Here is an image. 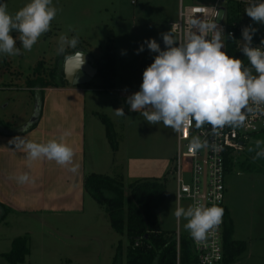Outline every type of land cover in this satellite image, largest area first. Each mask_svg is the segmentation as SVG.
<instances>
[{"label":"rangeland","instance_id":"rangeland-1","mask_svg":"<svg viewBox=\"0 0 264 264\" xmlns=\"http://www.w3.org/2000/svg\"><path fill=\"white\" fill-rule=\"evenodd\" d=\"M28 2L0 0L12 14ZM52 3L58 9L57 15L50 30L39 38L31 51L24 50L17 41L20 55L0 54V121L3 128H18L21 123L31 121L34 114L35 119L39 116L42 101L37 99L35 91L28 89L29 81L56 65L61 56L64 59L76 50H84L97 59L95 64L97 61L104 63V56L109 59L113 73L112 93L116 97L123 96L121 107L126 109L125 97L140 90L143 71L158 55L144 42L155 39L164 50L161 34L171 31L169 23L178 18V0H140L135 5L131 0H52ZM61 34L69 38L78 34L77 48H66L59 54ZM12 35L18 37V33ZM141 45L144 50L137 54ZM116 88L122 91L115 92ZM89 94L99 97V91ZM104 101L103 108L111 112L106 104L109 101ZM125 109V116H118L108 127L115 136L116 148L107 137V125L103 120L110 119L107 112L100 110L95 116L88 113L89 120L102 130L99 142L98 134L94 131L91 134L95 137L98 174L122 180L126 198L128 185L136 180L166 179L167 194L157 210L160 226L188 239L190 234L183 227L186 221L183 218L178 221L174 212L177 207L187 208L191 204L182 199L178 205L176 184L168 172L171 162L165 164L159 159L160 143L171 135L172 128L162 123L151 125L140 113ZM63 113L67 115L69 109ZM245 157L241 159L245 161ZM223 204L226 219L233 229V239L245 242L244 250L232 264H264V160L254 161L250 169L236 165L226 172ZM79 207L55 213L1 212L0 264H126V231L113 229L105 209L90 194L85 206L82 202ZM18 238L24 240L28 251L23 261L15 263L9 260L8 254Z\"/></svg>","mask_w":264,"mask_h":264},{"label":"clouds","instance_id":"clouds-1","mask_svg":"<svg viewBox=\"0 0 264 264\" xmlns=\"http://www.w3.org/2000/svg\"><path fill=\"white\" fill-rule=\"evenodd\" d=\"M246 4L244 12L247 16L264 24V0H246ZM57 11L52 0H29L15 14L8 11L6 4L0 3V54L20 55L17 41L24 50L31 51L39 38L50 30ZM187 23L189 31L182 40L176 37L173 27L161 34L164 50L155 39L144 42L151 52L158 55L143 71L140 90L127 97L130 110L140 113L151 125L162 123L177 132L193 122L196 128L210 125L213 132L225 126L241 127L245 124V112L264 114V46H252L257 29L251 25L242 29L240 51L250 64L247 67L242 59L223 50L224 32L215 20L192 18ZM69 30H73L71 26ZM13 32L18 33V37H14ZM78 43V34L71 38L61 34L58 53L63 54L66 48L76 49ZM261 45H264V40ZM143 50L141 45L137 54ZM64 61L66 73L69 68L72 73L82 67L84 52L66 55ZM114 112L117 116H125L122 107ZM10 143L24 152L29 162L46 158L67 166L73 161L74 150L65 142L64 136L43 143L18 136ZM202 146L199 138H193L190 144L193 150ZM249 151L255 152L253 160L264 158V140H257L255 148L250 147ZM70 171L75 172L76 167ZM16 179L20 184L31 182L27 172ZM223 213V208L216 204L209 207L196 202L187 208L177 207L174 216L178 221L181 218L186 221L183 227L197 246L207 247L210 236L222 222ZM204 260L211 264L208 257Z\"/></svg>","mask_w":264,"mask_h":264},{"label":"crops","instance_id":"crops-1","mask_svg":"<svg viewBox=\"0 0 264 264\" xmlns=\"http://www.w3.org/2000/svg\"><path fill=\"white\" fill-rule=\"evenodd\" d=\"M83 52L87 53L84 50ZM90 58L96 66L97 59L91 56ZM64 81L66 84L60 87L43 88V93L41 88L33 90L37 99L42 101V110L36 119L34 114L31 121L21 123L18 128H3L0 121V213H55L78 209L82 202L83 207L85 206L88 193L83 185L84 178L89 173H99L95 137H91V134L93 131L98 134V142L102 137V130H99L98 124L89 120L88 113L95 116L100 110L107 112L110 119L106 118L113 125L118 118L113 112L121 107L123 96L119 94L116 97L112 88L91 89L87 84L72 85L65 79ZM119 90L122 91L116 88L115 92H121ZM91 91H99L101 100H97L98 94L96 97L90 95ZM125 99L127 100V97ZM104 100L109 101L106 104L112 113L103 108ZM68 109L69 113L65 115L63 112ZM125 110L130 111V105L127 103ZM65 133L68 135L65 136ZM18 136L38 143L51 139L59 140L64 136L65 142L74 150L73 161L67 166H61L46 158L29 162L25 158L26 154L15 149V144L10 143ZM176 138L177 131L172 129L171 135L165 137L159 146L160 161L165 164L170 161V166L175 153ZM73 166L76 167L75 172L70 171ZM24 172L30 175L31 182L20 184L16 177ZM4 206L8 209L5 210Z\"/></svg>","mask_w":264,"mask_h":264},{"label":"trees","instance_id":"trees-1","mask_svg":"<svg viewBox=\"0 0 264 264\" xmlns=\"http://www.w3.org/2000/svg\"><path fill=\"white\" fill-rule=\"evenodd\" d=\"M254 28L257 29V40H264V24H257ZM234 44L231 43L228 47V55L237 58L239 53L234 49ZM61 57L57 64L47 72L45 71L31 79L27 85L28 89L33 91L35 88H41V93H43V88L60 87L66 84L63 78L64 59ZM103 58L106 61L104 63L97 61V74L87 84L90 88L91 85L93 89H111L112 87L113 73L109 65L110 61L106 56ZM103 120L107 125V137L114 147L115 136L108 128L111 123L107 118ZM253 137L246 143L237 160L228 164L227 171L232 170L236 165L243 169L246 167L250 169L254 161L264 160V158L253 160L255 152L249 151L250 147L255 148L257 140H264V132L255 134ZM244 155H246L245 159L250 162L248 165H245L246 160L241 159ZM166 181V179L158 177L136 180L128 185L129 196L126 198V187L118 178L98 173H89L84 178L85 191L105 209L113 229L117 232L126 231L128 239L125 252L126 264H199L189 237L188 239L180 237L177 244L175 232L163 230L160 227L157 210L164 202L167 194ZM3 208L8 209L6 206ZM226 215L225 212L224 257L221 263L232 264L244 250L245 242L233 239V229L232 226H229ZM23 241L21 238L15 239L14 248L8 254L9 260L15 263L24 260L28 248Z\"/></svg>","mask_w":264,"mask_h":264},{"label":"built area","instance_id":"built-area-1","mask_svg":"<svg viewBox=\"0 0 264 264\" xmlns=\"http://www.w3.org/2000/svg\"><path fill=\"white\" fill-rule=\"evenodd\" d=\"M139 1L131 0V3L135 5ZM246 6V0H213L205 3L178 0V18L171 21L169 26L170 29L174 28L175 35L182 40L189 31L188 20L192 18L215 20L224 32V51L228 54V47L235 43L233 47L239 53L237 58L242 59L244 65L250 67L246 56L240 51L243 43L242 29L248 25L254 27L259 23L247 16L244 12ZM200 9L203 11H199ZM217 13L220 15L217 16ZM257 37L255 32L252 46H264ZM245 117V124L241 127L225 126L213 132L210 125L205 124L201 128H196L193 122L191 126L177 132L169 174L176 184L178 205L182 199H187L191 205L196 202L209 207L216 204L224 210L225 175L228 164L237 160L246 143L254 138L253 135L264 132V114L245 112ZM193 138H199L203 145L200 149L190 148ZM224 217L223 213L222 222L215 234L210 236L207 247L197 246L189 235L199 264H206L205 257L210 259L211 264H220L223 261ZM176 235L178 244L181 235L178 233Z\"/></svg>","mask_w":264,"mask_h":264},{"label":"water","instance_id":"water-1","mask_svg":"<svg viewBox=\"0 0 264 264\" xmlns=\"http://www.w3.org/2000/svg\"><path fill=\"white\" fill-rule=\"evenodd\" d=\"M64 79L72 85H83L91 82L97 74V67L93 65V60L87 53H84V63L78 70L71 73V69L66 73L65 61L63 63Z\"/></svg>","mask_w":264,"mask_h":264}]
</instances>
